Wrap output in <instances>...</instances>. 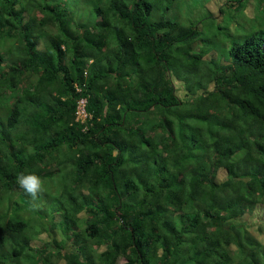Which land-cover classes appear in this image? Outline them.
Masks as SVG:
<instances>
[{"label":"trees","instance_id":"16d2710c","mask_svg":"<svg viewBox=\"0 0 264 264\" xmlns=\"http://www.w3.org/2000/svg\"><path fill=\"white\" fill-rule=\"evenodd\" d=\"M0 264H264V0H0Z\"/></svg>","mask_w":264,"mask_h":264},{"label":"clouds","instance_id":"9594fccd","mask_svg":"<svg viewBox=\"0 0 264 264\" xmlns=\"http://www.w3.org/2000/svg\"><path fill=\"white\" fill-rule=\"evenodd\" d=\"M84 103L85 100L81 99L78 101L77 105L76 121L80 123H84V121L88 118L87 113L84 109ZM79 109L82 110L81 114H78ZM18 183L20 187L23 188V190L33 198H35L37 194L42 191V182L36 175L22 176L18 178Z\"/></svg>","mask_w":264,"mask_h":264},{"label":"rangeland","instance_id":"374dc122","mask_svg":"<svg viewBox=\"0 0 264 264\" xmlns=\"http://www.w3.org/2000/svg\"><path fill=\"white\" fill-rule=\"evenodd\" d=\"M181 7H184L185 10H184V14H186L188 12V8H186L185 6H181ZM180 11V10H179ZM40 238H45V234L41 235ZM35 244H38V242H36Z\"/></svg>","mask_w":264,"mask_h":264},{"label":"built area","instance_id":"2783aa9c","mask_svg":"<svg viewBox=\"0 0 264 264\" xmlns=\"http://www.w3.org/2000/svg\"><path fill=\"white\" fill-rule=\"evenodd\" d=\"M81 111H82V110L79 109V110H78V114H81Z\"/></svg>","mask_w":264,"mask_h":264}]
</instances>
